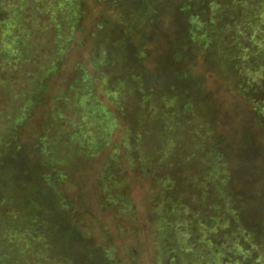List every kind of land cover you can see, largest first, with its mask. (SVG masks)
Listing matches in <instances>:
<instances>
[{
	"label": "trees",
	"instance_id": "trees-1",
	"mask_svg": "<svg viewBox=\"0 0 264 264\" xmlns=\"http://www.w3.org/2000/svg\"><path fill=\"white\" fill-rule=\"evenodd\" d=\"M186 3L189 4L184 5L186 12L183 13H187L192 43L201 48L202 54H212L225 76L227 71H233L237 78L235 85L245 103L263 120L264 101L256 99L254 93L264 83V0H189ZM207 11L210 15L203 18ZM67 39L69 44L72 38ZM19 43L15 42L17 49ZM29 55L32 57L33 52ZM63 56L61 50L54 53L52 60L29 79L31 97L20 99L22 103L14 109L15 119L8 120L18 130L23 126V118L42 100L43 88L59 71ZM92 59V72L78 67L71 88L59 94V99L67 102V107L59 112L60 125H46L42 144L37 146L45 165H53L49 172L43 173L45 185L52 188V203L59 190L69 199L68 191L62 187L63 179L71 180L69 175L73 172L72 162L68 160L99 157L102 153L97 152L105 150L118 133L122 140L115 143L98 166L97 200L102 210L111 209L137 219V207L123 162L141 172H150L148 197L152 207L148 237L155 264H264V178L262 185L235 184L226 154L219 148L221 133L209 121L211 111L204 112L192 101L162 93L160 84L144 87L143 76L137 70L128 68L126 76V72L118 76L119 71L109 65L108 52L99 55L96 61ZM97 61L100 67L95 66ZM3 109L5 105L1 104L0 114ZM119 112L123 120L119 119ZM17 146L18 150L22 148ZM18 150H12L10 155L15 158ZM78 151L86 153L78 154ZM22 190L27 197L23 199L16 194V205L10 211L16 217V225L0 227V250L5 249L2 253L8 252L13 258L25 254L30 259L39 255L44 246L54 245L65 256L72 257L73 249L69 245L72 239L86 243L95 237L76 232L57 208L54 215L62 222L48 231L36 223L24 225L20 217L25 208L43 203L34 199L30 184ZM35 213L39 217L41 211L35 210ZM37 219L34 217L33 222ZM0 220H4L2 215ZM139 229L141 233L145 230ZM108 247L111 264H127L118 256L115 246ZM57 251L53 250L46 264L61 263V257H56Z\"/></svg>",
	"mask_w": 264,
	"mask_h": 264
},
{
	"label": "rangeland",
	"instance_id": "rangeland-1",
	"mask_svg": "<svg viewBox=\"0 0 264 264\" xmlns=\"http://www.w3.org/2000/svg\"><path fill=\"white\" fill-rule=\"evenodd\" d=\"M188 1L0 0V105L6 108L0 114V215L4 218L0 220V227L16 225V217L10 214L16 205L15 196L25 199L27 194L22 188L30 184L34 199L43 204L25 208L20 217L24 225L36 223L48 231L62 222L54 215L57 208L77 229L76 232L95 236L86 243L77 239L70 241L74 260L70 255L65 256L58 246L51 245L44 246L39 255L30 259L25 254L13 258L8 252L2 253L5 249H1L0 264H46L53 256V250L58 249L56 257H61L60 264H111L112 258L107 250L111 245L117 248L118 256L127 264H155L148 237L151 234L148 219L152 207L148 197L150 172H141L123 162L137 207V219L111 209L102 210L97 200L98 166L115 143L122 140L118 133L105 150L97 152L98 155L102 153L99 157L87 161H82L81 156L80 160H68L72 162L73 172L69 175L71 180L63 179L62 184L68 191V201L65 192L59 190L52 203V188L45 185L43 179L44 172H49L53 165H45L37 146L42 144L41 135L46 125H60V109L64 110L67 102L59 99V94L71 88L75 69L82 66L92 72L90 57L96 61L95 58L104 52H108L109 65L119 71L118 76L122 77L128 68L137 70L143 76L144 87L160 84L162 93L192 101L204 112L211 111L209 121L221 133L219 148L226 154L235 184L243 187L252 183L262 185L264 118L261 120L245 103L244 96L235 85L237 78L233 71H227L228 76H225L222 67L213 61L214 56L202 54L201 48L192 43L187 13H183ZM209 15L207 11L202 17L208 18ZM69 37L72 40L68 44ZM16 41L20 42L18 49ZM59 50L64 52L59 71L43 88L42 100L27 118H23V126L18 130L14 122L9 123L8 120L15 119L14 109L22 103L20 99L31 97L29 79ZM30 52H33L32 57ZM99 62H96V67ZM225 62L230 66L231 63ZM223 64L220 58V65ZM254 95L264 101V83ZM119 115L123 120L122 113ZM140 121L143 122L142 119ZM52 131L56 134L54 129ZM50 140L47 139L48 142ZM18 144L22 147L19 150ZM16 148L18 151L14 158L10 154ZM80 152L86 153L78 151V154ZM9 185V188L5 187ZM66 205L69 208L65 209ZM35 210L41 211L39 217L35 216ZM34 217L38 218L37 222H33L36 221ZM121 226L123 230H120ZM139 227L145 230L141 233Z\"/></svg>",
	"mask_w": 264,
	"mask_h": 264
}]
</instances>
